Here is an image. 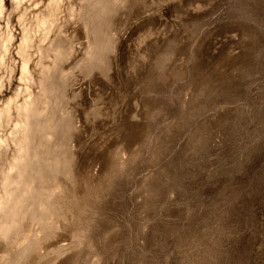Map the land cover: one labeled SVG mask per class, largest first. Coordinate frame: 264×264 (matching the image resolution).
<instances>
[{"label":"rangeland","instance_id":"obj_1","mask_svg":"<svg viewBox=\"0 0 264 264\" xmlns=\"http://www.w3.org/2000/svg\"><path fill=\"white\" fill-rule=\"evenodd\" d=\"M0 264H264V0H0Z\"/></svg>","mask_w":264,"mask_h":264}]
</instances>
